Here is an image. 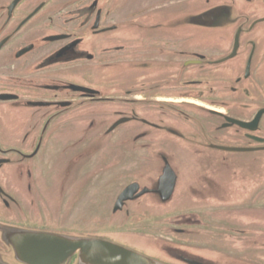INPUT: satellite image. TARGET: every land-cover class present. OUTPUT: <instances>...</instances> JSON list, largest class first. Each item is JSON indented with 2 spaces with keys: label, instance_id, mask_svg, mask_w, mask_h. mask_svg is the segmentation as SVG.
Segmentation results:
<instances>
[{
  "label": "flooded vegetation",
  "instance_id": "1",
  "mask_svg": "<svg viewBox=\"0 0 264 264\" xmlns=\"http://www.w3.org/2000/svg\"><path fill=\"white\" fill-rule=\"evenodd\" d=\"M137 212L155 214L128 228ZM0 222L264 264V0H0Z\"/></svg>",
  "mask_w": 264,
  "mask_h": 264
},
{
  "label": "water",
  "instance_id": "2",
  "mask_svg": "<svg viewBox=\"0 0 264 264\" xmlns=\"http://www.w3.org/2000/svg\"><path fill=\"white\" fill-rule=\"evenodd\" d=\"M199 17L201 16L195 17L194 19L200 20ZM231 121L243 126H248V123H243L237 120ZM119 123H121V120L115 122L113 126H116ZM213 147L231 152L257 150L255 148L227 147L222 145H213ZM175 177V173L165 160V166L159 185V191L163 198H166L172 191ZM137 189V183H132L126 186L119 194L116 203L120 205L122 201L131 198ZM145 191V189H142L139 191V194H142ZM139 194L137 193L136 196ZM0 230L3 234V240L0 244L11 249L15 256L14 258L22 263L62 264L74 253H77L78 257L76 264H164L155 258L149 257L135 250L152 240L143 233H141L142 235H138L136 239L129 238L131 239L130 242L122 239L124 242L129 243L130 246H132L128 247L97 236H83L41 229L12 228V226H7L1 222ZM122 234L128 238V232ZM201 258L206 260L209 257L201 256ZM187 263L207 264L203 260L190 258L189 256H187Z\"/></svg>",
  "mask_w": 264,
  "mask_h": 264
},
{
  "label": "rangeland",
  "instance_id": "3",
  "mask_svg": "<svg viewBox=\"0 0 264 264\" xmlns=\"http://www.w3.org/2000/svg\"><path fill=\"white\" fill-rule=\"evenodd\" d=\"M80 118H81V116H80ZM178 151V150H177ZM245 154H247V153H245ZM250 155V154H249ZM97 156V155H96ZM105 160V164H103L102 165V168H105V167H108V166H111L112 168H113V172H114V170H115V167L116 166H118L119 168H121L122 169V167H120V162H121V160L120 159H118V160H116V157L115 158H110V159H103L102 161H104ZM101 161V162H102ZM81 168L82 167H78V170H81ZM183 173H184V171H183ZM182 173V174H183ZM181 174V175H182ZM180 175V176H181ZM190 175V174H189ZM189 175H187V176H189ZM187 176H186V174H184V177H183V179L182 178H180L181 179V182H179V188L182 190L181 192H180V194L182 195V197L184 196V188H185V186H186V179H187ZM188 180H190V179H188ZM187 197V196H186ZM93 210H92V212H90V211H88V210H84V211H87V213H88V215L90 216V215H92V217H93V220H99V219H103V217H100V216H98L96 213H95V207H93L92 208ZM84 211H80L79 212V214L81 213V212H84ZM154 214L155 213H153V212H137L136 213V217L134 218V221H133V218L128 222V228H137V229H139V225H137V223L135 222V220H138V219H140V220H145V221H148V220H152L153 219V216H154ZM195 214H197L198 216L196 217L197 219H199L200 217H199V215H200V213H195ZM43 216H46V215H43ZM138 235H142L141 233H139V232H137L136 230H133V229H130L129 231H128V238H126V236L124 235V234H121L118 238H120V239H123L124 241H128V242H130L131 241V239H136V237L138 236ZM129 238H131V239H129ZM128 239V240H127ZM219 246H220V244H218ZM207 249V251L208 250H210V248H206ZM213 250V249H212ZM212 253H215V252H213V251H211Z\"/></svg>",
  "mask_w": 264,
  "mask_h": 264
}]
</instances>
